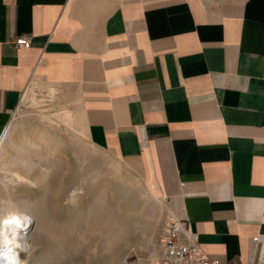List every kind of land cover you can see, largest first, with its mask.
<instances>
[{"label":"crops","instance_id":"crops-1","mask_svg":"<svg viewBox=\"0 0 264 264\" xmlns=\"http://www.w3.org/2000/svg\"><path fill=\"white\" fill-rule=\"evenodd\" d=\"M32 78L208 256L264 264V0H0V134Z\"/></svg>","mask_w":264,"mask_h":264},{"label":"rangeland","instance_id":"rangeland-1","mask_svg":"<svg viewBox=\"0 0 264 264\" xmlns=\"http://www.w3.org/2000/svg\"><path fill=\"white\" fill-rule=\"evenodd\" d=\"M32 80L13 111L11 136L1 153L12 160L9 172L23 166L35 183L12 187L14 200H27L17 204L36 216L41 229L39 243L28 253L19 251L21 264H153L161 252L164 199L150 181L138 180L89 141L73 94L42 78L33 85ZM65 111L72 113L71 126L64 120ZM47 130L61 145L17 150L27 142H40ZM4 174L0 170V180ZM74 189L77 200L71 202ZM9 190L0 188L2 193Z\"/></svg>","mask_w":264,"mask_h":264},{"label":"bare ground","instance_id":"bare-ground-1","mask_svg":"<svg viewBox=\"0 0 264 264\" xmlns=\"http://www.w3.org/2000/svg\"><path fill=\"white\" fill-rule=\"evenodd\" d=\"M35 80H37V78L36 79L33 78L32 85L35 83ZM71 114L72 113H70L69 111H65L63 115L65 122L70 126L73 120ZM80 117L82 118V115ZM10 129H11V122L8 125H6L3 133L0 134V170H3L5 173L2 179L0 180V183L3 185H7V184H16L20 182V183H25L27 185H35L34 181L31 178H29L27 175L22 173L21 171L14 170L9 172L8 166L11 165L12 160L9 158L5 159L3 158L4 155L3 157L1 155L2 151L4 150V146L8 137L11 136ZM40 136H41L40 142H32V141L27 142L26 144L27 147L18 146L17 150H20L21 152H25L28 151L29 148L32 149V147L33 148L39 147L41 143H43L44 146L49 145L48 143L51 144V142H53V144L56 146L61 145L60 139L57 137L52 138L53 134L48 130L44 131ZM11 143L12 142H10V144ZM9 146H12V144ZM6 153L8 152L6 151ZM77 194L78 191L76 189L72 190L69 194V198H68L69 201L75 202L77 200ZM13 220H15V223L11 222ZM39 229L40 226L38 227L36 216L32 214L29 210H27L25 205L1 202L0 204V264H10L11 261H15L17 262V264H21L22 259L19 255V251L22 250L28 253L32 246L37 245L39 243V239H38V236L40 234ZM117 241L119 242L120 240ZM118 250H119V246L115 248L116 252ZM115 264H119V263L115 262Z\"/></svg>","mask_w":264,"mask_h":264},{"label":"built area","instance_id":"built-area-1","mask_svg":"<svg viewBox=\"0 0 264 264\" xmlns=\"http://www.w3.org/2000/svg\"><path fill=\"white\" fill-rule=\"evenodd\" d=\"M30 38L29 34H21L11 42L15 47H27ZM186 222L184 218L165 212L159 230L161 252L153 264H221L200 248L196 236L188 232Z\"/></svg>","mask_w":264,"mask_h":264},{"label":"clouds","instance_id":"clouds-1","mask_svg":"<svg viewBox=\"0 0 264 264\" xmlns=\"http://www.w3.org/2000/svg\"><path fill=\"white\" fill-rule=\"evenodd\" d=\"M12 223H15V220L11 221ZM10 264H17L15 261H11Z\"/></svg>","mask_w":264,"mask_h":264}]
</instances>
